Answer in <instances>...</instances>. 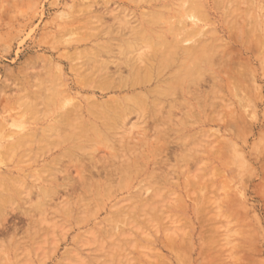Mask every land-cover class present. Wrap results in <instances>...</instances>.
Returning <instances> with one entry per match:
<instances>
[{
	"label": "rangeland",
	"instance_id": "1",
	"mask_svg": "<svg viewBox=\"0 0 264 264\" xmlns=\"http://www.w3.org/2000/svg\"><path fill=\"white\" fill-rule=\"evenodd\" d=\"M113 1L114 0H111L112 3H109L111 5L110 8L116 6ZM119 1H121L122 5L131 6L130 11L132 10L131 13L133 12V16L128 13L129 17L127 14L126 18H130L131 20L136 18V21L141 17L139 13L141 9L147 10L150 4L149 1L151 2V0H138L139 2L137 0H128L129 2L126 0ZM132 1H137L138 3H132ZM174 1L177 2V0H166L168 4L170 3L169 6L172 8L171 13H173L175 8H177L176 6H178ZM200 1L202 5L204 3V8L207 9L205 12L207 14L203 12L198 16V22L202 27V35L195 38L209 40V43L213 42L214 44H212L215 45V48L217 47L214 59L211 60L214 64L212 63L210 65L206 63L204 74L197 84L189 88L191 92L189 90H184V94L180 93L185 97V99L179 97L183 100V106L171 108V115L169 114L170 116H167V120L172 119V121L170 120L168 126L165 125L167 130H165V133L158 129L164 136H161L160 132L155 129L154 123L156 122L150 118V112L141 110V113H138L136 109L137 111L132 110L133 112L130 114L128 113L129 115L126 118V123H119L116 126V131H114L115 128H113L114 130H112V132L116 133L112 134L110 131L112 136H116L115 138L120 139V137L126 136L124 137L125 139L121 138V140L118 141L117 139L115 140L114 136H111L112 138L103 141H106L105 143L108 141L107 145H103V142L102 144L94 143L92 149L91 145L94 141L88 144L90 146L87 147V150L85 149V152L88 154L92 150L89 154H92L93 157L97 155L99 159L100 157L102 159L99 160L101 163L97 161L93 163L95 158H91L92 161L94 160L92 164H89L88 161V165L92 167L93 171L97 164V167H101V169L106 168L107 170H110V168L113 169L112 166L114 167V165L120 164L122 160L124 161L121 163L126 164L130 156L131 158L129 160L136 159L135 161L140 160L141 163L139 162V164L137 161L139 166L137 167L138 169H135V164H137L135 162V168L133 166L132 170H126V175L124 173V175H122L120 173L122 171H120V175H117L118 179L117 177H113L115 180L117 179L115 182L111 180L113 178L108 177L107 174L109 171L101 173L100 177H96L95 170L93 172L95 177L100 178L102 181L101 187H99L101 194L99 195L100 197L95 199L97 196L94 195L96 192V190H94L95 185H93L95 183V178L93 179L92 176L89 183L91 186L89 189L92 190H90L92 193L89 192L92 195L93 203L91 202L92 199H89V201H91L86 203L88 206L90 204L91 208L89 206L87 209H83L84 212L80 209L82 213L86 214H82L84 217L83 219H80V217H82L81 214L79 217L77 216L80 212V205L77 204H75L76 206L72 205L75 212L73 211L74 216L69 218V220L60 215L53 216L50 214L51 219L56 218L57 224H65V226L60 225L64 227V230H66L68 226H70V228L72 226L73 229H71L70 232L68 230L69 233L66 232V236H68L67 241L65 238L62 239L64 236L58 235L60 233L58 230L61 228L59 229V227H57L58 225L55 223L57 232L54 233V235L58 233L56 235L58 236L56 240L59 239L60 243L59 240L56 241L55 239V241H52V239L51 242L49 240L51 237L49 233L47 234L46 242H42L43 244L47 243L46 245L44 244L45 247L43 246L47 249L46 251H44V249L41 253V255L44 256L45 254L47 256H44L47 260L43 258L45 264H57V262L61 264H81L80 260L82 261V259L79 260V258L82 255L85 256H82V258L83 261L86 262L82 261L83 264H264V0ZM216 2L219 5L216 4ZM102 3L103 0H0V88H5L4 94L2 93V95H0V101L3 100L0 103V121L3 120V124L1 122L0 126L2 124L3 127L5 125L8 127L0 128V134H2L5 141L9 138L11 139L9 135L10 132L14 133L12 137L17 136V130L20 128L17 126L18 124L24 125V130L31 129V127L39 128L47 118H50V114L53 113L52 110L54 109V112L56 111L55 109L60 98H57L55 93L51 94V99L48 103L41 101L39 95L35 93H39L45 81L48 86H53L52 76L58 68H61L60 74L63 82L65 81V84L68 83L70 86L72 85V81L77 77L75 68L85 59L84 57L81 61L83 56L76 53L78 54L77 56H79L77 59L73 51L75 50L74 47L77 45L75 39L84 36L82 32L77 36L76 34L78 33L76 31L78 28L80 29L82 27L81 31L86 34L89 33L91 29L89 27L90 24L88 25V21L86 20V8L84 11L83 7L93 4L95 8L99 6V8L105 10ZM121 4L119 6H121ZM173 4H175V6ZM228 4L230 5L228 6ZM127 11L130 12L129 10ZM82 12H84L83 15H80ZM135 20H133V22ZM79 24L80 27H78ZM73 27L77 30L73 29ZM73 30H75L76 33ZM69 40L72 42L71 45L66 43L67 41L69 42ZM189 43H192V41ZM189 43H187V45ZM84 46L88 48L86 51L89 50L91 41L87 44L83 43L78 45L77 49L81 50ZM118 46L115 47V50L116 48L120 50ZM117 50L116 53L118 55L116 53L115 55L120 57L117 58V56L114 55L115 57L113 56L114 58H112L114 61L117 58V61L123 62V55L121 57V51ZM72 56H74L75 60ZM105 56L103 59H105ZM45 57L47 59H45ZM38 58H43L46 63L43 62V60L41 61V59L40 61L37 60ZM120 58L121 60H119ZM29 62H33L31 66ZM27 64H29V66ZM23 65H27V68L30 67L29 71L26 68L28 71H26L27 74L25 70H23ZM32 65L34 71L33 68H31ZM115 65L116 63L112 64V69L115 68ZM49 66L52 68L50 67L49 69ZM57 66L60 67L57 68ZM124 68L126 70L124 74H127L128 68L126 66ZM20 71L21 74L19 73ZM37 71L39 72L37 73ZM45 71H47V73H45ZM170 71H172V69H169V72ZM98 74L99 73H97V75ZM30 75H35V77L32 76L33 78H30ZM15 76L16 78H14ZM37 77L40 80L42 78L44 80L50 79L51 81L41 80L42 82L44 81V84H41L42 82L40 80L38 82ZM36 78L37 82H35ZM6 79H8L9 82H7V84L5 83V85L4 82H6ZM27 81H29V83ZM35 83H38L37 86ZM10 85L12 87H9ZM15 85L17 87H15ZM19 85L22 89L18 87ZM153 86H155V83L152 87ZM38 87H40V89ZM78 91L79 88L71 87L70 96L78 95L77 97L74 96L75 99L80 98V94H77ZM176 92L177 96L179 94L178 90H176ZM28 93L30 95H28ZM93 94L97 97L99 96V99H106L115 93L108 92L105 95L99 92L81 93V95L86 97ZM29 96L32 98L33 105H30L31 102L28 100ZM176 96L174 95L173 98ZM27 100L30 103V108L29 105L27 106ZM168 109L170 110L169 106L165 107L163 109V114H167ZM32 110H35V112ZM146 113L148 114L146 115ZM139 116H141V118ZM144 116L145 118L147 117L145 119L147 123H145L143 119ZM34 117L36 119L38 117L39 119L36 121ZM149 121L153 124L151 125ZM157 128L159 127L157 126ZM14 130H16V132H13ZM144 132H146V136ZM125 140H130L131 143ZM100 141L102 140H95L97 143ZM117 143H119V145ZM132 143L133 146L134 143L138 145V148L134 146L135 149L133 148V150H130L128 148L127 151V147H131ZM27 146H25L26 148L22 147L18 152H8L7 150L1 152L0 172L4 167L14 168L18 163L19 167L23 168L26 173L36 172L38 174V182L37 179H35L37 185L43 182L40 180V177L45 180L46 178L55 176L54 171L55 174H59V172L61 174L62 172L61 175L57 174L60 176L59 178L57 175L55 176L59 180L67 177L63 173L68 172L67 175L70 176L71 174V179L74 181L75 185L82 171L81 160L87 163V158L92 156L85 157L86 161L78 158V161L74 159V162L71 161V157L70 159L67 157L69 161L61 157V160H63L59 162L65 164L61 165V168L64 169L62 170L59 167V163L57 167H46V170L50 169L49 172L43 168V164L47 161L49 162L52 156L59 153L60 149L57 147L53 150L52 148L55 147H52V151L47 155L44 154L45 156L43 155L42 158V155H36L37 152L31 149L34 145ZM114 147L116 150L118 148V154L116 155L117 157H114L115 159H113ZM135 150L137 153H135ZM81 152L80 154H82ZM144 152L147 156H145ZM49 154L52 155L50 156ZM126 157L128 159H126ZM30 158L32 160H30ZM98 158L96 159L98 160ZM116 159L117 161L113 162V165L111 162ZM70 161L71 163H69ZM105 161L108 163H105ZM110 163L112 166H109L111 167H105ZM1 164L3 165L1 166ZM72 164L74 165L73 167ZM28 165L31 166V168H27ZM67 166H69L68 169L70 168V174ZM91 167H85V170L87 168L86 175H89L90 171L88 170ZM35 168L38 171L35 170ZM106 169L103 170L105 171ZM51 172L53 174L47 177ZM78 172H80V175H78L79 177L76 176ZM162 173L165 174L162 175ZM102 174L107 176L104 177ZM147 175L152 176L153 179L149 177V181H146L148 179ZM74 176H76V178H74ZM162 176L164 177L162 178ZM107 177L110 179V182L106 180ZM166 177L168 179H166ZM30 179L31 178L28 176L26 181H33V179ZM105 180L107 181L106 184H104L106 182ZM119 180H121V182ZM152 180L153 183H151ZM124 182L125 184L123 185ZM108 183H111V188L114 190L113 193H111L112 191ZM112 183H115L116 186L112 185ZM104 185H107L109 189L107 186L103 187ZM117 187L120 189L118 190ZM156 187H158L159 190ZM161 187L164 188L163 193L160 192ZM102 188L104 190H102ZM106 189H108L110 193L106 191ZM78 190L80 191L81 189ZM99 190H97L98 193ZM133 192H141L140 194L143 199L151 198V201L156 203L157 206L155 204L154 207V203H151L154 208L150 206V210L148 208L146 211L145 209H142L144 210L142 211L139 209L140 207L135 209L134 204H130V198L134 197L131 196ZM77 193L75 192L72 194L74 197L70 196L71 201L79 195V193ZM90 193L87 192L85 195H89V198L91 197ZM32 195V199L30 198L32 201L30 202L35 203L37 200L35 197L37 196L35 194ZM129 195L130 197L128 198ZM55 196L58 197L56 198L58 203L56 205L51 204V202L55 203L56 201L52 199L50 200L51 205L48 204V207L51 206L53 209L52 211L60 209L59 200L62 199V196ZM120 198H123L122 200L125 201H122ZM127 198L130 202L126 200ZM118 199L121 200L120 203H118L119 208L117 206V208L114 207L116 208L114 209L112 203L116 202ZM15 200L13 206H15L14 208L16 209H23L28 205V203L25 202L27 201V196L25 195L23 198L18 196ZM133 203H137L138 205L140 202L138 200ZM52 206H54V208ZM125 206H128L127 209L130 207L134 208V215L136 216H134L133 219L135 220L136 217L135 221L132 222L133 216L131 211H126L124 209L126 215L123 214L122 209ZM159 206L162 207V209ZM55 207H57V209ZM82 208L84 207L82 206ZM159 208L161 210H159ZM35 211L36 210H34L33 214L40 217ZM15 212L16 213H13V215L8 218L5 224L8 225L10 229H12V225L18 226L20 229L17 231V234L24 236L23 231L27 225V220L23 215L17 213L19 211L15 210ZM114 212L115 214L119 212V215L116 214L117 216H113ZM127 212L129 213L127 214ZM75 215L82 221L79 222L78 219L79 223H77V221H75V223L74 220H77ZM128 215L132 217L129 218ZM36 216L34 218H36ZM127 217L131 220H127ZM116 218L117 220H115ZM63 220L68 221L67 224ZM51 221H53V219ZM130 221L132 223H129ZM74 223L77 225L74 226ZM79 224H81V226ZM131 224H133V227ZM92 228L93 230H91ZM50 231L51 230H49V232ZM63 232L62 234L64 235ZM107 232H109V234ZM7 233L3 234V236L0 234V242L4 240L6 243L3 245L4 248L0 245V250L3 249L0 255L2 253L4 257L6 256L5 258H7V256L11 258L9 259L12 261H7L8 264H11V262L12 264H16L18 261H15L16 258L14 257V253L21 252V250H16L17 248L19 249L17 245L14 246L15 248L13 250L12 246L14 244L8 243ZM93 233L98 234L95 236ZM100 233L102 236L101 240L103 241L102 245H104V247H100L101 244L98 242L100 241ZM77 237L80 240L79 244H77L78 242L75 240ZM24 238L25 237H23V239ZM27 238L28 237H26V239ZM97 238L99 239L98 241L96 240ZM116 238L117 240H115ZM26 239L24 241H26ZM84 240L86 242H84ZM81 241L83 242L82 244L86 243L85 246H82ZM54 242H57V244ZM51 243H53V246ZM70 247L75 252H79V254L74 255L77 254V252L74 253L72 249H70L71 252L69 257L65 258L64 254ZM50 248L51 250L54 249L52 251L53 255L51 254ZM73 255L74 257H72ZM70 257L71 262L69 260ZM62 258L65 259L63 262ZM19 260L22 261L21 259ZM22 262V264L28 263L27 261L24 262V260Z\"/></svg>",
	"mask_w": 264,
	"mask_h": 264
},
{
	"label": "bare ground",
	"instance_id": "2",
	"mask_svg": "<svg viewBox=\"0 0 264 264\" xmlns=\"http://www.w3.org/2000/svg\"><path fill=\"white\" fill-rule=\"evenodd\" d=\"M126 1H128V0H126ZM137 1H135V2H137ZM216 1L218 2V0H216ZM135 2L132 1V3H135ZM174 2H176V1H174ZM217 2H216V4H218ZM220 2H222V0H220ZM231 2H233V1H231ZM109 3H112L111 0H103L102 4L105 7V10H103V8H99V6H97L98 8L97 7L95 8V6L93 4L87 5V7H83V10L86 8L85 9L86 11L84 10L87 14L86 20L88 21V25L90 24L89 27L91 28L89 33H86V34L83 33V31H81L82 27L80 29L78 28V27H80V24H79V26L77 25L78 30L73 27V29L77 30L76 31L78 33V34H76L77 36L80 35L81 32H82V34H84L83 37H79V38L77 37L75 39V42L77 43V45H76V47H74L75 50H73V51L75 52L76 58L77 57L79 58V56H77L78 54H76V53H79L81 56H83L81 61L84 59V57H85V59L83 60L82 63H79L77 65V67L75 68L76 75L78 78L75 77L76 79H74V81H72V85L70 86L68 83L65 84V81L63 82L61 74H60L61 68H58L60 66H57L58 69L55 70V72L52 76L53 86H51V85L48 86L46 81H45V80L49 81L50 79L44 80L41 78V80L45 81V84H44L43 83L44 81L42 82L37 77L38 82L40 80L42 82L41 84H44L45 87L43 85H42L43 88H41V89H40V87H38L40 89V91L38 90L39 93L37 92L35 94L39 95L41 101H43L44 103H48V101L51 99V94L55 93V95H57V98L58 97L60 98L58 105L56 103V105H57V107L55 109L56 111L54 112L53 108H55V107H53L52 108L53 113L50 114L51 115L50 118H47L44 121V123L41 126H39V128H37V127L32 128L31 127V129L29 128L28 130H24L25 126L22 124L21 125L18 124L17 126L20 128L18 130L16 129L17 130V136L12 137L14 135V133L10 132V134H9V132L7 131L8 134L11 136V139L9 138L10 140L7 139L5 141V139L2 137V134H0L1 135L0 136V139H1V141H0V154H1V152H4L6 150L8 152H18L22 147H25L27 145H30V146L34 145V147L31 149H34L37 152L36 155H38V156L42 155L41 157L43 158L44 154L47 155L48 153H50L52 151V149L54 150L58 147L60 149L59 153L56 154L55 156H52L49 162L47 161L46 163L43 164L44 167L43 166L42 167L45 168V170L47 168H50V167H55V166L57 167V165H59V163H60V166H59L60 168H61V165H65L62 162H59L61 160V157H63V159H66V161L67 160L69 161L70 157H71V161H73L74 159L76 161H78L77 160L78 158L83 159V161H86L85 157L92 155V154H89V153H91L92 150L88 154H87V152H85L87 150V147L90 146L88 144H90V142L92 143L94 141L91 145V149H92V147H94L93 146L94 143L95 144H102V142L105 139L108 140V139L112 138L114 136V135L113 136L111 135L112 130H114L113 128H115L114 131H116V126L119 123H123V124L126 123V118L131 112H133L132 110H134V111L138 110V113H141L140 112L141 110H143V111L147 110V112L151 113L150 118L154 122H156V123H154L155 124L154 127H156L155 129L157 131L160 130L163 133H165L167 131L165 128V125L168 126V124L170 123V120L172 121V119L167 120V118H168L167 116L171 115V108L176 107V106L177 107L183 106L182 105L183 100L181 98L183 97V99H185V97L181 94H184V90L190 91L191 89H189V88H191L193 85L197 84V82L199 81V79L201 78V76L205 72L206 63H208L210 65L213 63L211 60L214 59V54L216 53L217 47L215 48V45H213L214 44L213 42H212L213 44L211 42H210L211 43L210 44L209 40L207 41L206 39L204 40V39H199V38L196 39L195 38L197 36L202 35L201 34L202 33V27L198 22V19H199L198 16L200 15V13L205 12V10H207V9L204 8L205 5H204V3L202 5V2L200 0H177L176 3L178 6H176L177 8H175V11L173 13H171L172 8L169 6L170 3L168 4L166 2V0H151V2L149 1L150 4L148 5L147 10H145V9L143 10V8L141 9L139 7L141 9V12H139L141 17L137 19L138 21H136L135 20L136 18H134L133 20H135V21L133 22V20H131L130 18H126L127 16L129 17V14H131V16H133V12L131 13L132 10L130 11V9H131L130 5H122L121 1L114 0L113 3H114V5L116 4V6L114 8L113 7L110 8L111 5ZM120 4L122 7L119 6ZM108 5H109V7H108ZM131 5H133V4H131ZM173 5L175 6V4H173ZM229 5L230 4H228V6ZM93 6L95 9L93 8ZM139 8H137V9H139ZM127 10H129L130 12H128ZM83 13L84 12H82V14H80V15H83ZM83 20H82V22H83ZM78 23H80V22H78ZM134 23H136V24H134ZM236 23H237V21H236ZM75 30H73V31L75 32ZM210 31H211V29H210ZM103 39H105V40H103ZM90 41H91V46L89 47V50L86 51V49H88V48H86L85 46L83 48H81V50L77 49L78 45L83 44V43L87 44V43H90ZM191 41H192V43H189ZM69 42L67 41L66 43L71 45L72 42L70 40H69ZM73 42H74V40H73ZM92 42H94V43H92ZM187 43H189V44L187 45ZM116 46H118V49H120V50H117V48H116V50L121 51V57L123 55V58H122V60L124 59L123 62L116 60L118 57H120V56H117L118 54L116 53V50H115ZM74 52H73V54H74ZM115 53L117 55H115ZM103 55L104 56L106 55L105 59H103L104 58ZM114 55L117 56L115 61L113 59L115 57ZM101 56H102V59H101ZM72 57L74 59V56H72ZM129 57H130V59H129ZM40 59H41V61L43 60V58H40ZM40 59L38 58L37 60L40 61ZM45 59H47V58L45 57ZM119 60H121V58ZM33 62H35V61H33ZM43 62L46 63L45 60H43ZM32 63L29 62L30 66ZM113 63H116L114 69H112ZM29 64H27V65L29 66ZM33 65L31 68H33ZM57 65H59V64H57ZM26 66L23 67L24 68L23 70H25V73L27 71L26 68L28 67V66L27 67ZM72 66H74V65H72ZM125 66L128 68L127 74H124V71H126L124 68ZM50 67L51 66H49V69H50ZM29 68H27L28 71H29ZM169 69L170 70L172 69V71L169 72ZM33 71H34V68H33ZM38 72L39 71H37V73ZM19 73L21 74V71ZM45 73H47V71H45ZM97 73H99V74L97 75ZM17 74H18V72H17ZM49 74H50V72H49ZM170 75H172V76H170ZM16 76L14 78H16ZM32 76L33 75H30V78ZM17 77H19V76H17ZM33 77H35V75ZM37 78H36L35 82H37ZM7 82H9L8 79H6V82H4V84L5 83L7 84ZM27 82L29 83V81H27ZM15 83H16V81H15ZM154 83H155V86L152 87V85ZM37 84L38 83H35L36 86H37ZM36 86H35V89H36ZM9 87H12V86L10 85ZM15 87H17V86L15 85ZM18 87L20 88V85ZM71 87L79 88V91L77 92V94H80V98L75 99L74 96L77 97L78 95L70 96L71 95L70 94ZM1 89H2V87L0 88V91H1ZM4 89H2V91L0 92V95H2V93L4 94ZM20 89H22V88H20ZM176 90H178V93H179L177 96H176V93H177ZM82 92H93V93L99 92L103 95L107 94L108 92H111V93L114 92L115 94L110 95L106 99H104V98L99 99V96L97 97L94 94L91 96L88 95L87 97L83 96V95H81ZM28 95H30V94L28 93ZM174 95L176 96L175 97L176 99L173 98ZM26 96H27V94H26ZM179 97H181V98H179ZM6 98H7V96H6ZM31 99H32L31 96H29L28 100H30L31 104L27 100V102H28L27 106L29 104L33 105ZM198 99H199V97H198ZM2 101L3 100H1L0 103ZM30 105H29V108H30ZM168 106H169L170 110L168 109L167 114H163L164 113L163 109L165 107H168ZM32 111L35 112V110H32ZM36 113H37V111H36ZM144 113H143V115H144ZM147 114L148 113H146V115ZM232 114H234V113H232ZM38 117H39V115H38ZM38 117H37V119H39ZM139 117L141 118V116H139ZM146 118L144 116V118H143L144 121ZM148 118H149V116H148ZM37 119H36V121H37ZM151 119H150V121H151ZM146 121H145V123H147ZM1 122L3 124V120L0 121V123ZM4 122H6V121H4ZM223 123H225V122H223ZM2 124H1L0 128H6L7 127L6 125L3 127ZM150 124H151V122H150ZM174 124L176 125L175 121H174ZM156 125L159 128H157ZM161 128H163V129H161ZM16 130H14L13 132H16ZM3 131H4V129H3ZM3 131H2V133H3ZM0 132H1V130H0ZM162 132H160V134ZM114 133H116V132H114ZM114 133L112 132V134H114ZM145 133L146 132H144V134ZM147 135H148V132H147ZM248 135H249V133H248ZM145 136H146V134H145ZM161 136H164V135L161 134ZM115 137L116 136H114V138ZM124 137H126V136H124ZM124 137H120V139L115 138V140L117 139L119 141V140H121V138L123 139ZM128 137H130V136H128ZM3 139H4V141H3ZM98 139H100L102 141H100L99 143L95 142V140L97 141ZM128 141L131 143L130 140H127L126 142H128ZM132 141H133V139H132ZM105 142H103V145L104 144L107 145L108 141H107V143H105ZM119 143H121V142H119ZM119 143H117V144L119 145ZM121 144H123V143H121ZM134 146H135V148H138L137 147L138 145H135V143H134ZM134 146L132 143L131 147H127V151H128V148L130 150L131 149L133 150ZM159 146H161V145H159ZM52 147H55V148H52ZM114 149H115V147H114ZM161 149H162V147H161ZM117 150H118V148H117ZM117 150L116 149L114 150L113 159H115L114 157H117L116 156L118 154ZM136 150H138V149H136ZM115 151H116V153H115ZM80 152L82 154H80ZM135 153H137V151ZM144 154H145V156H147L145 152H144ZM49 155L51 156L52 154H49ZM49 155H48V157H49ZM136 155H135V157H136ZM65 156H66V158H65ZM30 157H33V156H30ZM67 157H69V159H67ZM98 157L99 156H97V155H95L94 157L92 155L91 157H89L90 159L87 158V163H84L81 160L82 171H81V173L78 172V174H76L77 177H79L78 175H80V174L81 175L78 179L79 181L77 180L75 185H74V181H72V179H71L70 168L68 169L69 166H67V169L69 171L70 176L67 175L68 172L63 173L67 177H64L63 179L59 180L55 177L58 173L55 174V171L53 169H51L52 171H54L55 176H53L51 178H46L45 180H43L40 177V180L43 181V182L41 181L42 184H40V185L39 184L37 185V182L39 180V179H37L38 174L36 172H33V171H32L33 173H31V172L26 173L23 168L19 167L18 163H17V165H15L14 168H9V167L5 168L4 167L2 169V171L0 172V234H2L1 236H3V234H6L8 232L7 233L8 239L7 240H8L9 244L10 243L14 244L12 246L13 250L15 248L14 246H16V245H17V247H19V249L17 248L16 250H18V251L21 250V252L16 251L17 253H14V255H15L14 257L16 258L15 261H18V263H16V264H20V263L22 264L23 260H24V262L27 261L29 264H45V260H47V259H45L44 256H46V255L44 254V256H43V255H41V253L45 249L44 244L46 245L47 243L43 244L42 242L43 241L46 242V240H47L46 236L48 233H49V236L51 237V239L49 238L50 241L52 239H53L52 241H55L58 237V236H56L58 233L56 235H54V233L57 232L56 231V224L58 222L55 220L56 218L55 219L52 218L53 221H51L52 219H51L50 214L53 216H56V215L59 216L60 215V216L65 217L69 220V218H72V216H74V214H73L74 207H72V205H74V206H76L75 204L80 205L79 211L81 209L83 212H84L83 209H85V208L87 209V207H89V206L91 208V205L89 204V206H88L87 203L91 201V200L89 201V199H92V195H91L92 190L89 189V187L91 188L89 183H90V179L92 176H93V179L95 178V183L93 185H95L94 190H96L95 193H97V194L94 193L95 196L97 195L95 197V199H96V198L100 197L99 195L101 193H100L99 187H101V182H102L100 180V178H96V177H100L101 173H104L106 171H109V173L107 174L109 178L117 177V175L119 174L120 171H122V172H120L122 175H124V174L126 175L127 174L126 170H129V169L132 170V167L134 166V168H135V165H136L135 169H138L137 167L141 163L140 160L139 161L137 160L138 163L140 162L138 164L137 161H135L136 160L135 158H134L135 160H129L131 158V156H130V157H128L129 159L126 157V159H128L126 164H122L123 163L122 161H124V160H122L121 161L122 163L120 162V164L114 165L113 162L117 161V159L113 160V161L111 160L112 162L111 161L110 162L114 165V167L111 165V163L108 164V166H105L107 168L112 166L113 169L110 168V170L109 169L107 170L106 168L102 167L103 169H106L104 171L103 169H101V167L100 168L97 167L98 164L97 165L94 164V165H96L95 166L96 177H95V174L93 173L95 170L93 171L92 167L88 165V161H89V164H92V162L94 160L95 161L93 163H95L96 161L101 163L99 160H102V159H101V157H100V159ZM91 158L92 159L95 158V159L92 161ZM96 158H98V160ZM30 160H32V159L30 158ZM71 161L69 163H71ZM135 162L137 164H135ZM29 163H31V162H29ZM81 163H80V165H81ZM105 163H108V162L105 161ZM24 164H25V162H24ZM73 164H72V167L74 166ZM85 164H87V165H85ZM2 165L3 164H1V166ZM39 165H41V164H39ZM109 165H111V166H109ZM29 167L31 168V166L28 165L27 168H29ZM85 167H87V168L91 167L88 170V171H90L89 175L88 174L86 175L87 168L85 170ZM40 168H39V170H40ZM67 169H65V170H67ZM35 170H37V169L35 168ZM46 171L50 172V169H48ZM56 172H59V171H56ZM130 172H132V171H130ZM52 174L53 173L51 172L49 175H47V177L48 176L50 177ZM61 174H62V172H61ZM61 174L59 172L58 175H61ZM130 174H132V173H130ZM164 174L162 173V175H164ZM28 176L31 179H33V181H31V182L26 181ZM76 176H74V178H76ZM103 176H102V179H103ZM106 176H104V177H106ZM152 176H153V173H152ZM152 176L147 175L148 179L146 181H149V177H152ZM59 177L60 176H58V178ZM130 177H131V175H130ZM163 177L164 176H162V178ZM107 178H106V180L107 181L109 180L108 182H110V179L109 178L107 179ZM128 178H129V176H128ZM156 178H157V176H156ZM35 179H37V182ZM117 179H118V177H117ZM152 179H153V177H152ZM154 179H155V177H154ZM166 179H168V178L166 177ZM111 180H113V182L116 181L114 178ZM128 180H130V179H128ZM107 181L104 184H106ZM119 181L121 182V180H119ZM151 183H153V180ZM151 183H150V185H151ZM163 183H165V182H163ZM124 184H125V182L123 183V185ZM157 184H159V183H157ZM112 185H115V183L114 184L112 183ZM106 186L104 185L103 187H106ZM108 186H109L110 190L112 191L111 193H113L114 190H113V188H111L112 187L111 183H108ZM108 186H107V188H108ZM115 186H113V187H115ZM146 186H147V184H146ZM96 187H97V189H96ZM156 188H158V187H156ZM78 189H81V190L79 191ZM108 189H106V191H108ZM117 189H118V187H117ZM97 190H99V193ZM102 190H104V189L102 188ZM138 190H136V191H138ZM158 190H159V188H158ZM163 190H164V188L161 187L160 192L163 193ZM75 192L76 193L78 192L79 195L77 197H75V199L73 201H71L70 198L74 197V196H72V194ZM81 192H83V193H81ZM87 192L90 193L91 197L88 198L89 195L88 196L85 195ZM134 193L135 192L131 193V196H134V197L130 198L131 202H130V200H128L130 195L128 196V198L126 200H128L130 202V204L131 203H132V205L134 204L135 209L140 207L139 208L140 210L145 209V211H146V209H148V208L150 210V208L153 205L151 203H154L151 201L152 199L151 198L150 199H148V198L143 199L141 194H140L141 192H138L135 194ZM32 194H35L37 196V197L34 196L35 198H37L35 203L30 202V201H32L31 200L32 199L31 196H33ZM80 194H82V195H80ZM158 194H160V193H158ZM24 195L27 196V201H29V202H27V201H25V202L28 203V205L25 203L27 206L24 205L26 207H24L23 209L22 208L21 209L14 208L15 206H13V205L16 201L15 198L18 196L23 198ZM55 195H57L59 197L62 196V199L61 200L58 199L60 209H58L57 211L54 210L55 211L54 212V211H52L53 209L51 208V206L48 207V204L49 205H51V204L56 205L58 203V201L56 200V198H58V197H56ZM136 198H137V200H136ZM52 199L56 200V201L54 200L55 203L50 201ZM120 199L122 200L123 198H120ZM120 199H118L116 202L112 203L113 208L114 207L117 208V206L119 205L118 203H120V201H121ZM138 200L140 202L138 205H137V203H133V202H137ZM97 201H98V199H97ZM122 201H125V200H122ZM158 201H160V200H158ZM50 202H51V204H50ZM91 202L93 203V199ZM155 204L156 203H154V207H155ZM132 205H130V206H132ZM162 205H163V202H162ZM82 206L84 208H82ZM156 206H157V204H156ZM52 207L54 208V206H52ZM125 207L124 208L122 207L123 208L122 209L123 214L126 215V211H131L132 212L131 214L133 217L129 216L131 214H129L128 216H129V218L132 217V219H133L134 216H136V215H134V213H135L134 208L130 207L127 209L128 206H125ZM154 207H152V208H154ZM55 208L57 209V207H55ZM116 208H114V209H116ZM118 208H119V206H118ZM160 208L162 209V207H160ZM160 208H159V210H161ZM124 209L126 210L125 212H124ZM15 210L19 211L17 213H20L21 215H23V217H25L27 220V225L23 231L24 236H20L17 234V231H19V229H20V228H18V226L12 225L10 223L12 225L11 226L12 229H10L9 226L5 224L8 220V218L10 216H12L13 213H16ZM34 210H36L35 213H38V215H40V217L38 216L39 220H38V217L36 216V214H33ZM82 211H80L78 213L79 215L76 212L78 217L81 214L82 217H80V219L84 218L82 214L86 215L85 213H82ZM142 211H144V210H142ZM118 213L116 212V214H118ZM128 213L129 212H127V214ZM116 214L114 212L113 216ZM120 214H122V213H120ZM157 214H159V213H157ZM35 216L37 219L34 218ZM77 216H76V218H77ZM18 217H19V215H18ZM117 218H119V217H117ZM117 218L115 220H117ZM78 219L79 218H77V220L76 219L75 220L73 219V220H74V222L77 221V223L82 221L79 219V222H78ZM109 220H111V219H109ZM127 220H131V219H128V217H127ZM135 220H136V217H135ZM135 220L133 219L132 222ZM60 221H62V220H60ZM63 221H65L66 224L68 222L66 220H63ZM85 222H86V220H85ZM132 222L130 221L129 223H132ZM69 223H71V222H69ZM75 223H74V226L77 225ZM42 224H44V225H42ZM133 224H131L132 227H133ZM57 225H58L57 227H59V229L61 228L60 230H58V232H60L58 235L64 236L62 239L65 238L68 241V236H66V232H68V230L70 232L71 229H73V227L71 226V228H70V226L66 225L70 229L65 228L66 230H64L63 229L64 227H61V226H65V224L59 223ZM79 225L81 226V224H79ZM54 226H55V229H54ZM49 230H51V231L49 232ZM91 230H93V228ZM61 231L62 232L65 231V232H63L64 235L62 234ZM109 232H107V233L109 234ZM89 233H92V232H89ZM97 234L98 233H95L94 235L97 236ZM110 234H112V233H110ZM78 236H80V235H78ZM23 237H25V238L23 239ZM26 237H28V238L26 239ZM99 237H100L101 242L98 241L99 240L98 238L96 240L99 242V244H101V246L99 245L100 247H104V245H102L103 241L101 240V237H102L101 233H100ZM25 239H26V241H24ZM77 239H78V237L75 239L78 243L77 242H75V243L79 244L80 240L79 239L77 240ZM58 240H56V241H58ZM115 240H117V238ZM3 241L4 240H2V242H0V245L2 247L4 244H6L5 241L4 242ZM84 242H86V241L84 240ZM54 243L57 244V242H54ZM59 243H60V240H59ZM82 243L83 242L81 241V244ZM52 244L53 243H51V245ZM85 244L86 243L82 244V246L83 245L85 246ZM52 246H50V247L53 248ZM80 247H81V245H80ZM51 248H50V251L52 252L54 249L51 250ZM57 248H59V247H57ZM46 249L44 251H46ZM70 249H72V248L70 247V248H68V250L66 249L67 251L65 250L66 251L64 254L65 258L69 257V254L71 252ZM2 250H0V252ZM72 251L74 253L77 252V251L75 252L73 249H72ZM74 253H72V254H74ZM51 254L53 255V252ZM78 254H79V252H77V254H74V255H78ZM74 255L72 257H74ZM82 256H80L79 260L82 259V261H83ZM5 257L1 253L0 264H8L7 261H9L11 258L9 257L10 258L9 259L8 256H7V258H5ZM83 257H85V256H83ZM43 258L45 260H43ZM19 259H21L22 261H20ZM59 260H61V259H59ZM64 260L65 259L62 258V262ZM69 260L71 262V257L69 258ZM73 260H74V258H73ZM4 261H6V262H4ZM10 261H12V260H10ZM66 261H67V259H66ZM82 261L80 260L81 264H83V262H85V261H83V262ZM162 261H164V260H162ZM11 264H12V262H11ZM57 264H61V263L57 262Z\"/></svg>",
	"mask_w": 264,
	"mask_h": 264
}]
</instances>
